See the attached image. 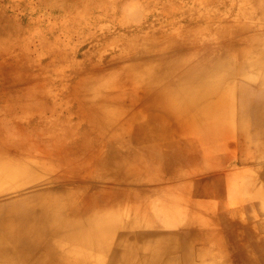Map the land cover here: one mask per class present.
I'll return each instance as SVG.
<instances>
[{
  "label": "rangeland",
  "instance_id": "obj_1",
  "mask_svg": "<svg viewBox=\"0 0 264 264\" xmlns=\"http://www.w3.org/2000/svg\"><path fill=\"white\" fill-rule=\"evenodd\" d=\"M263 14L264 0H0V29L5 34L0 45V148L24 156L33 146L41 155L36 136L26 130H42L34 126L37 114L9 121L5 102L36 105V97L48 94L62 116L71 109L69 100L81 96L83 81L129 62L139 63L142 50L146 55L160 51L186 67L222 61L233 85L224 94L213 89L212 97L215 105L228 103L230 121L223 122L214 141L189 130L184 137L176 136L162 150L170 162L167 173L139 153L142 160L133 181L104 183L113 202L111 207H105V199L98 203L103 204V215L118 224V231L133 212L141 217L143 222L130 230L136 240L167 235L179 243L197 231L207 239L194 240L193 249L211 262L234 264L236 252L245 249L253 259L257 254L247 236L254 242L264 239V135H253L255 111L264 105V87L252 83L264 77V56L243 61L239 41L255 37L247 50L257 43L264 49ZM245 94L254 102L246 114L240 105ZM241 115L249 116L250 125L243 134L237 129ZM66 185L68 190L83 189L79 184ZM93 185L99 184L93 181ZM51 186L47 184V189L55 190ZM197 201L199 206L205 203L204 222L193 225V231L185 223L190 214L182 215ZM166 202L183 211L173 222L162 217ZM93 226L98 228L99 221Z\"/></svg>",
  "mask_w": 264,
  "mask_h": 264
},
{
  "label": "bare ground",
  "instance_id": "obj_2",
  "mask_svg": "<svg viewBox=\"0 0 264 264\" xmlns=\"http://www.w3.org/2000/svg\"><path fill=\"white\" fill-rule=\"evenodd\" d=\"M2 30L0 45L5 36ZM254 39L239 41V55L245 62L264 56L258 43L247 50ZM145 53L142 50L139 63L129 62L83 81L81 96L69 100L71 109L62 116L57 115L52 100L48 101V94L35 98L37 106L16 100L5 102L6 107L9 104V121L16 117L27 120L30 113L37 114L34 126L42 130H26L36 136L35 145L42 156L33 146L24 156L0 148V264H220L193 249L194 240L207 239L193 229V225L202 226L204 222L205 203L199 206V201L194 202L192 211L183 213V218L190 214L185 223L196 232L179 243L167 235L145 237L139 242L130 235V230L143 222L136 213L119 232L113 218L109 220L101 212L103 204L98 200L105 199V207L113 202L112 192L104 183L133 181L141 155L167 173L170 162L164 159L162 150L171 140L191 131L213 142L223 122L230 121L228 103L215 105L212 97L213 89L224 94L233 85H229L233 76L225 75L222 61L186 67L177 58L161 56L160 51ZM254 81L252 84L264 87V77ZM47 86L49 83L44 84L45 89ZM252 101L246 94L241 97L243 113L254 104ZM69 115L77 120L75 124H71L74 118ZM254 117L253 135H264V105ZM248 122V115L239 117V134L244 133ZM44 177L49 181H43ZM93 181L99 184L93 185L94 189ZM47 184L55 190L47 189ZM66 184H79L83 189L68 190ZM12 197L11 202L5 201ZM165 204L162 217L173 222L183 211L170 202ZM95 221H99L96 229ZM247 237L252 238L251 246L258 256L251 259L246 249L239 250L233 257L234 264H264V239L254 242L253 236ZM216 247L220 242L216 241ZM177 253L179 259L175 258Z\"/></svg>",
  "mask_w": 264,
  "mask_h": 264
}]
</instances>
